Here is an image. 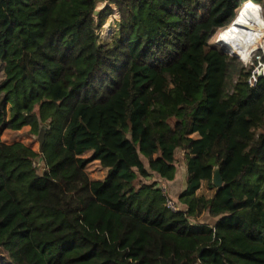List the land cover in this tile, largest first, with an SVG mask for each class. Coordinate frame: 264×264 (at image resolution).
I'll return each instance as SVG.
<instances>
[{
	"label": "trees",
	"instance_id": "trees-1",
	"mask_svg": "<svg viewBox=\"0 0 264 264\" xmlns=\"http://www.w3.org/2000/svg\"><path fill=\"white\" fill-rule=\"evenodd\" d=\"M105 1L0 0V133L45 132L40 153L0 142L7 264H264V79L248 86L226 31L240 41L237 11L264 0ZM177 153L172 213L157 186ZM215 169L222 187L197 197Z\"/></svg>",
	"mask_w": 264,
	"mask_h": 264
},
{
	"label": "rangeland",
	"instance_id": "rangeland-1",
	"mask_svg": "<svg viewBox=\"0 0 264 264\" xmlns=\"http://www.w3.org/2000/svg\"><path fill=\"white\" fill-rule=\"evenodd\" d=\"M247 3H249V2H247ZM245 4H243L240 7V9L237 11L236 17L244 9L248 10L251 13V10L249 8H247V6H245ZM105 6H107V3H106L105 0H102L101 3H98L96 5V10L100 11ZM111 8H114V7H111ZM112 10H113L112 14L109 16L105 26L102 27V29L97 32L98 44L101 45V46H105V45L111 43V41L116 36L117 31H118L117 27H118V21H119V14H118L117 10L116 11H114V9H112ZM261 12H262V14H261ZM259 14H260V18L259 19L262 18V15L264 17V9H262V7H259ZM251 15H253V14L251 13ZM245 25L246 24L242 20H238V26L239 27H242V26H245ZM250 31L252 33L251 37H250V40H249L250 42L249 41L247 42V37H246V33L247 32L245 30H242V32H241V42L246 47V57H243L242 59H241V57H236L241 62V64L244 67H247V68H252V66L253 67L256 66V64L258 63V60L256 58L261 56L260 52H254L253 55H252V63H251V65L250 64L249 65H245V64H247V62H249L253 50H256L260 45L264 49V44H263V42H264V34L262 33V31L260 32V31H257L255 29H251ZM230 33L238 36V34L235 33L232 30H230ZM218 35H219V33L211 39V43L225 46L221 42L219 43ZM231 36H232V40H233L232 44H233L234 41H235V38H234L235 36H233V35H231ZM220 38H221V41H222V35L220 36ZM239 38H240V36H238L236 40L239 41ZM251 39H252V41H251ZM230 56H232V55L230 54ZM232 57H235V56H232ZM242 62L245 63V64H243ZM43 128H44V126H43ZM39 135L38 136H32V135L29 134V129L28 128H24V129H22V130H20L18 132H2V133H0V142H6V143L20 142V143H23L25 145L30 146L31 149L34 152H38L39 153ZM90 155H91V153L88 152V153L84 154L82 157L83 158H88ZM177 155H178V160H179V163L177 165H178V169H179L181 167V163L180 162L182 160V157H181V153H177ZM34 164H35V166L38 169V173L39 174L43 173L44 166L42 164V160L41 159H36L34 161ZM178 169H177V171H178ZM86 173H87L88 177L90 178V180H91V178L92 179L93 178H98V179H102L103 178L102 168L100 167V165H97V164H94V163H91V164H89L87 166ZM162 182L163 183H161V184H164L167 187V196L171 200H173V199L176 200V201H174V200L173 201L177 204V198H175L174 190L178 189V187L176 185H172V184L166 185V183H164V181H162ZM210 190H214V189L210 188L208 183H205L204 187L202 189H200V191H199L200 193L199 194L209 193ZM203 216L206 217L205 215H203ZM191 222L193 223V221H191ZM203 222L205 224L207 223L208 225H210L212 221L210 219L206 218V220H203ZM7 263H9L8 255L5 252L0 251V264H7Z\"/></svg>",
	"mask_w": 264,
	"mask_h": 264
},
{
	"label": "built area",
	"instance_id": "built-area-1",
	"mask_svg": "<svg viewBox=\"0 0 264 264\" xmlns=\"http://www.w3.org/2000/svg\"><path fill=\"white\" fill-rule=\"evenodd\" d=\"M225 30H223L219 33L218 39H220V36L222 35V33L225 32ZM254 52H260L261 56L256 58L258 60V63L256 64V66H254V67L252 66L251 71H250V75L247 79V84L251 88L254 87L260 79H264V49L262 48L261 45L256 50H253L249 62H247V64H245V65H249V64L251 65L252 55ZM157 187L160 189V191L162 192V195L165 199V208L167 210L171 211L172 213L179 212L180 209H179L178 205L167 196V187L164 184H158Z\"/></svg>",
	"mask_w": 264,
	"mask_h": 264
},
{
	"label": "crops",
	"instance_id": "crops-1",
	"mask_svg": "<svg viewBox=\"0 0 264 264\" xmlns=\"http://www.w3.org/2000/svg\"><path fill=\"white\" fill-rule=\"evenodd\" d=\"M191 138L197 140L199 139V136L197 134H193L191 136ZM3 143H6V142H3ZM7 144H10V143H7ZM91 153V152H90ZM94 164H97L99 165L98 162H93ZM181 167L178 169L177 173H176V176H175V179L171 182H166L164 181V183H166V185L168 184H172V185H176L178 187V189H175L174 190V195H175V198H178L179 194L184 190L185 188V167H184V163L181 161ZM178 166V165H177ZM180 166V165H179ZM87 168V167H86ZM102 173H103V178L102 179H98V178H91L92 181H96V182H102L105 177H106V174H107V170L106 169H103L102 168ZM160 181V180H159ZM163 183L162 181H160L158 184H161ZM205 183H207L206 181H202L201 182V185H200V189H202L205 185ZM200 189L196 192V196L197 197H204L206 200L210 199L213 197V195L215 194V189L214 190H210L209 193H206V194H199L200 192ZM174 200V199H173ZM176 201V200H174ZM207 217H201V219L197 222H193L192 225H198V224H205L203 222V220H206ZM209 219V218H208Z\"/></svg>",
	"mask_w": 264,
	"mask_h": 264
},
{
	"label": "bare ground",
	"instance_id": "bare-ground-1",
	"mask_svg": "<svg viewBox=\"0 0 264 264\" xmlns=\"http://www.w3.org/2000/svg\"><path fill=\"white\" fill-rule=\"evenodd\" d=\"M254 4V3H253ZM245 7V6H244ZM257 9L256 10V13H257V16L256 18L253 20L252 16H251V13L248 11V10H243L242 12L239 13L238 15V20H242L246 25L241 27L240 28V35H241V32L242 30H245L247 33H246V37H247V34L250 33L251 29H255L257 31H260L261 32V29L264 28V24L263 25H259L258 24V21L259 20H262L259 19L260 18V14H259V6L256 5ZM114 9V11H116L115 8H112ZM233 24V23H232ZM231 24V25H232ZM231 25L229 26V28L226 30L227 32L230 33V30H232L231 28ZM225 31V32H226ZM234 31V28L233 30ZM250 31V32H249ZM235 32V31H234ZM236 33V32H235ZM231 35H233L232 33H230ZM264 44V42H263ZM230 54L232 56H235V57H241V59L243 57H246V47L243 45V43L240 41H237L236 43L234 42L231 46V51H230Z\"/></svg>",
	"mask_w": 264,
	"mask_h": 264
},
{
	"label": "water",
	"instance_id": "water-1",
	"mask_svg": "<svg viewBox=\"0 0 264 264\" xmlns=\"http://www.w3.org/2000/svg\"><path fill=\"white\" fill-rule=\"evenodd\" d=\"M98 10L94 11V14L96 15ZM236 58V57H235ZM237 59V58H236ZM45 132H41L39 135V153L41 152V147L43 144ZM212 186L217 191L222 187V179L219 173L218 169H215L212 176Z\"/></svg>",
	"mask_w": 264,
	"mask_h": 264
}]
</instances>
